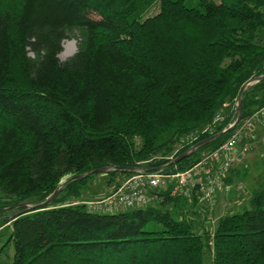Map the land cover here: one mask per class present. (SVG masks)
Listing matches in <instances>:
<instances>
[{"label": "trees", "instance_id": "obj_1", "mask_svg": "<svg viewBox=\"0 0 264 264\" xmlns=\"http://www.w3.org/2000/svg\"><path fill=\"white\" fill-rule=\"evenodd\" d=\"M72 27L82 42L60 60ZM262 74L264 0H0V227L12 264H264V171L249 207L212 229L192 217L194 193L168 186L155 207L62 205L96 174L15 215L68 176L166 164L235 121L241 86ZM241 96L244 119L264 105V78ZM217 114L213 134H201ZM230 134L161 171L191 166Z\"/></svg>", "mask_w": 264, "mask_h": 264}, {"label": "built area", "instance_id": "obj_2", "mask_svg": "<svg viewBox=\"0 0 264 264\" xmlns=\"http://www.w3.org/2000/svg\"><path fill=\"white\" fill-rule=\"evenodd\" d=\"M220 119L221 115L217 114L212 122L202 127L199 132L213 134ZM196 134L197 132L187 135L186 141H192ZM229 136L216 148L204 151L194 164L181 171H136L122 178L109 195L95 200H66L62 205L82 204L91 211H111L120 205L136 207L156 200L159 189L168 186L172 187L173 194L186 196L194 193L199 201L212 206L218 194H228L234 188H243L241 182L232 183L228 177L231 168L241 163L243 157L255 145H264V105L250 116L241 119Z\"/></svg>", "mask_w": 264, "mask_h": 264}, {"label": "rangeland", "instance_id": "obj_3", "mask_svg": "<svg viewBox=\"0 0 264 264\" xmlns=\"http://www.w3.org/2000/svg\"><path fill=\"white\" fill-rule=\"evenodd\" d=\"M66 38L62 42V50L59 53V59L65 60L74 54L83 38V32L81 28L72 27L66 33ZM254 148V149H253ZM249 152L248 156L244 159L242 164H239V169L241 171L238 177H234L235 181H239L243 184L241 190L233 189L229 194H227L224 200L215 201L211 206L209 203L204 201L196 202L195 213L192 217L199 221L203 220V227L207 229H212L216 219L226 213L240 211L243 208L249 207V197L257 184L258 177L264 171V147H257L255 145ZM258 148V149H255ZM253 150H256V152ZM258 151V152H257ZM247 167V168H246ZM247 169V170H246ZM65 179V178H64ZM63 179V180H64ZM62 180V181H63ZM116 186V180L110 179L107 173L100 172L97 173L93 179L90 181L88 186L84 189L80 199L95 200L113 192ZM159 201L153 200L149 203L136 206V207H146V206H158ZM136 207H125L124 205L117 206L111 211H97L101 213L106 212H120L124 210H130ZM1 219V218H0ZM198 225V224H197ZM199 226V225H198ZM9 228L0 227V264H12L13 262V247L12 244H6L9 234Z\"/></svg>", "mask_w": 264, "mask_h": 264}, {"label": "water", "instance_id": "obj_4", "mask_svg": "<svg viewBox=\"0 0 264 264\" xmlns=\"http://www.w3.org/2000/svg\"><path fill=\"white\" fill-rule=\"evenodd\" d=\"M263 78H264V74L252 77V78L248 79L241 86V88L239 90V93H238L237 102H236L237 116L235 118V121H233L231 125H229L225 129H222L220 132L215 133V134L211 135L210 137L205 138V139L197 142L196 144L192 145L189 149H187L183 153H181L178 156H176L175 158H173V160L171 159L166 164H163L162 166L160 165L159 167H156V168L131 167V166H120V167H109V166H106V167H100V168L93 169V170H91L89 172H86V173H79V174L68 176L63 181H60L61 183L59 184V186L51 194H49V196L46 199H44L42 201L35 202L33 204H31V203H20V204L16 205V207H21L22 209L19 210L17 213H15V215L20 214L22 212H27V211L35 209V208H43V207H46V206L50 205L53 202V200L55 199V197L61 192L62 188L68 182H70L72 180L81 179V178H84L86 176L97 174V173H100V172H106L109 169L110 170L111 169H116V170H121V171L131 170V171H134V172L140 171V170L150 171V170H161L164 167H167L169 165L174 164L175 162H177V161L183 159L184 157L188 156L189 154L193 153L196 149H198V147H200L202 145H205V144L211 142L212 140H214V139H216V138H218L220 136H223V134L231 131L240 122V120L242 119V111L243 110H242V96L241 95H242L243 90L248 85H253V84L259 82Z\"/></svg>", "mask_w": 264, "mask_h": 264}, {"label": "crops", "instance_id": "obj_5", "mask_svg": "<svg viewBox=\"0 0 264 264\" xmlns=\"http://www.w3.org/2000/svg\"><path fill=\"white\" fill-rule=\"evenodd\" d=\"M259 133H260V135H261V132H260V130H259ZM261 145L262 144H257V147L259 148V147H261ZM258 148H255V149H258ZM254 149V148H253ZM254 151L256 152V150H253V153H254ZM258 152V151H257ZM248 156V153L243 157V159H242V161H241V163L240 164H242L243 163V161H244V159L246 158ZM236 169L233 171V179L235 180V178L234 177H238V175H240V173H241V171H240V169H239V165L237 166L236 165V167H235ZM247 168V167H246ZM247 170V169H246ZM233 180V183H235V182H237V181H234ZM117 181H118V183L119 182H121L122 181V179H119V178H117L116 179V183H117ZM255 188V187H254ZM229 194V193H228ZM226 196H227V194H218L217 195V197H216V199H215V201L217 202V201H219V200H224L225 198H226Z\"/></svg>", "mask_w": 264, "mask_h": 264}]
</instances>
